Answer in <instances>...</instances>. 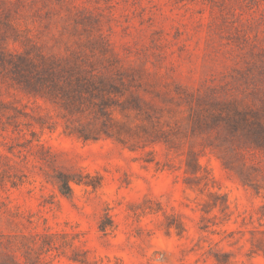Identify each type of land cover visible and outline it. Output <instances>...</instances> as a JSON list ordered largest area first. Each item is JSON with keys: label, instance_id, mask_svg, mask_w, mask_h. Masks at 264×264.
<instances>
[{"label": "rangeland", "instance_id": "1", "mask_svg": "<svg viewBox=\"0 0 264 264\" xmlns=\"http://www.w3.org/2000/svg\"><path fill=\"white\" fill-rule=\"evenodd\" d=\"M12 261L264 264V0H0Z\"/></svg>", "mask_w": 264, "mask_h": 264}, {"label": "trees", "instance_id": "2", "mask_svg": "<svg viewBox=\"0 0 264 264\" xmlns=\"http://www.w3.org/2000/svg\"><path fill=\"white\" fill-rule=\"evenodd\" d=\"M69 178L68 177H66L65 175H62V182L64 183V186H65V188L67 189V190H69L70 189V187H69ZM7 264V263H6ZM8 264H21V263H18V262H15V261H12V262H10V263H8Z\"/></svg>", "mask_w": 264, "mask_h": 264}]
</instances>
